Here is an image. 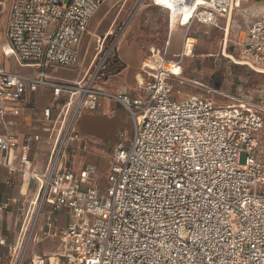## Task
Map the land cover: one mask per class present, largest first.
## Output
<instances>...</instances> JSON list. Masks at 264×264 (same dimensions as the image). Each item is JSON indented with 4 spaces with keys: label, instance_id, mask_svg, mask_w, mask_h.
<instances>
[{
    "label": "built area",
    "instance_id": "obj_1",
    "mask_svg": "<svg viewBox=\"0 0 264 264\" xmlns=\"http://www.w3.org/2000/svg\"><path fill=\"white\" fill-rule=\"evenodd\" d=\"M245 1L171 3L193 4L187 26L218 25ZM105 2L0 0L1 51L36 70L34 75L14 72L0 61V118L19 115L18 105L40 87L51 89L55 99L68 98L43 173L33 170L30 155L41 135L27 134L20 142L0 133V167L37 184L25 243H9L1 234L10 204L0 202V245L16 264H25L36 219L48 204L70 209L75 220L50 233L61 241L57 252L26 264H264V162L257 155L263 116L250 102L220 105L198 95L174 100L177 75L169 69L167 53L153 54L143 64L146 78L138 83L143 96L104 90L98 83L115 57L118 35L105 48L97 40L100 56L86 81H63L48 72L79 63L90 22ZM176 16L175 24H182L185 14L176 9ZM238 45L247 65L264 66V15L248 24ZM104 97L126 109L132 134H119L101 186L94 165L75 172L61 161L69 139L79 137V114L95 110ZM8 103L15 104L11 111ZM53 121L51 109H44L43 122ZM14 150H19L16 157Z\"/></svg>",
    "mask_w": 264,
    "mask_h": 264
},
{
    "label": "crops",
    "instance_id": "obj_2",
    "mask_svg": "<svg viewBox=\"0 0 264 264\" xmlns=\"http://www.w3.org/2000/svg\"><path fill=\"white\" fill-rule=\"evenodd\" d=\"M146 2L147 0H106L90 22L89 32L82 44L79 63L75 67H51L48 72L63 81H86L100 56V52L96 50L97 40L102 39L104 48L107 47L115 38L118 29L124 26L123 32L120 33V31L118 34L115 57L110 60L107 71L98 85L109 92H124L133 97L143 96L138 89V83L146 78L143 64L148 59L143 49L129 42L127 34L129 35L130 31L128 33L125 31L129 28L126 26L135 10ZM150 4L156 5L153 0H150ZM170 26L169 17V35L172 37L176 27ZM124 35L127 38L122 41ZM6 56L8 59H14L17 67L13 69L10 60L0 59L7 69L35 74L36 70L19 63L14 56ZM67 99L66 94L55 99L51 89L40 87L37 91L29 93L26 101L18 105L19 115L14 116L9 113L0 118V133L15 135L20 142L27 134L41 135V140L33 143L30 153L33 170L37 173H43L47 168L57 130L66 112ZM6 106L11 111L15 104L8 103ZM46 108L52 111L53 124L43 122V111ZM76 130L79 137L69 139L61 163L75 172L84 169L88 164L94 165L97 169L95 181L98 183L100 176L104 174L102 180L104 183L110 173L116 147L113 153L109 154L103 149L101 143L109 132L117 131L118 136L125 132L131 136L132 121L129 113L117 101L104 97L95 110H84L79 114ZM118 140L117 138L116 145ZM18 153L19 150H14L13 155L16 157ZM107 168L108 174L105 173ZM8 180L13 182L11 186L7 184ZM32 181L35 184L31 189ZM31 182L28 184L22 180L20 174L10 175L4 167H0V202L10 204V212L5 213L3 217L1 234L9 243L20 244L22 241L25 243L28 238V236L24 237V232L28 231L29 221L34 217L32 209L37 186L35 180ZM74 220L75 217L70 209L55 210L46 204L36 219L33 235L30 236L25 264L33 257L50 256L57 252L61 248V241L50 233L58 227L68 226ZM0 264H16L15 256L9 253L7 247L1 245Z\"/></svg>",
    "mask_w": 264,
    "mask_h": 264
},
{
    "label": "rangeland",
    "instance_id": "obj_3",
    "mask_svg": "<svg viewBox=\"0 0 264 264\" xmlns=\"http://www.w3.org/2000/svg\"><path fill=\"white\" fill-rule=\"evenodd\" d=\"M262 15H264V0H247L240 8L234 10L228 36L225 18L218 25L177 24L171 37L169 12L151 5L150 0H147L145 5L137 8L130 17L126 26L129 28L125 33L130 31L129 35L127 34L129 42L143 49L146 59L149 60L153 54L159 52L167 53L170 63L175 61L179 64L180 74L179 76L177 74L172 81L174 100L181 101L192 95H199L225 105L238 103L240 100L250 102L263 116V126L257 133V155L264 162V73L247 64H239L222 54L228 37L227 51L237 59L243 60L238 43L244 39L248 24ZM123 27L118 29L116 36ZM127 36L124 35L121 40L124 41ZM187 38L194 39L193 44L189 43L191 48H187L189 42ZM186 53L191 56H187ZM6 57L1 53L0 48V59L10 60L12 68H17L14 59ZM118 133L109 132L101 143L109 154L113 153L116 147ZM255 154L256 152L253 156ZM246 156L245 153L241 155V163L245 162ZM108 168L105 169L106 174L109 172ZM103 175L98 180L101 186H104Z\"/></svg>",
    "mask_w": 264,
    "mask_h": 264
},
{
    "label": "bare ground",
    "instance_id": "obj_4",
    "mask_svg": "<svg viewBox=\"0 0 264 264\" xmlns=\"http://www.w3.org/2000/svg\"><path fill=\"white\" fill-rule=\"evenodd\" d=\"M160 2V4L158 6L168 10L169 14H170V27H175V20H176V9H179V11L181 12V14H185V18L182 22V24H180L181 26H185L187 24V17H188V14L190 13V11L193 9V4L192 5H188V2H185L184 4H181L178 8H176V6H174L171 1L172 0H158ZM178 3L180 0H177ZM173 8L174 11H171L170 9ZM234 12V11H233ZM233 12L226 18V32H227V36L230 32V26L232 24V18H233ZM194 41L193 38H190L189 39V42H187L188 44V47L187 48H191V46H189V43L193 44L192 42ZM227 44H228V37H226V40H225V47H224V50H223V55L226 57V58H230L232 59L233 61L239 63V64H246V62L244 60H239L237 59L233 54L229 53L227 51ZM187 56H191L189 53H186ZM179 64L176 63L175 61H171V66L169 67L170 70L173 71L174 74H180L179 72ZM262 67V68H261ZM264 66H260V67H256V70L259 71V72H263L264 73Z\"/></svg>",
    "mask_w": 264,
    "mask_h": 264
},
{
    "label": "water",
    "instance_id": "obj_5",
    "mask_svg": "<svg viewBox=\"0 0 264 264\" xmlns=\"http://www.w3.org/2000/svg\"><path fill=\"white\" fill-rule=\"evenodd\" d=\"M34 184H35V183L32 181V182H31V185H30V186H31V189L33 188Z\"/></svg>",
    "mask_w": 264,
    "mask_h": 264
}]
</instances>
